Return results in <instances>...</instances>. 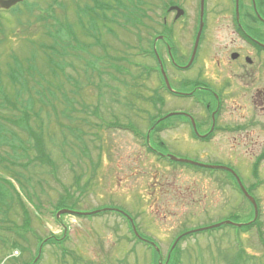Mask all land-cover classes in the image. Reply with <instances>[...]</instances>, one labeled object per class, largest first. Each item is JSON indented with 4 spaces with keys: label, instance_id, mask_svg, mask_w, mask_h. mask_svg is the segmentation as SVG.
Wrapping results in <instances>:
<instances>
[{
    "label": "rangeland",
    "instance_id": "rangeland-1",
    "mask_svg": "<svg viewBox=\"0 0 264 264\" xmlns=\"http://www.w3.org/2000/svg\"><path fill=\"white\" fill-rule=\"evenodd\" d=\"M103 1L110 20L102 27L100 19L91 29L93 33L86 27L93 14L92 0H38L37 10L30 14L38 21L6 30L12 38L1 48L0 82L12 98L15 90L6 74L8 64L13 63V69L21 62L34 77H29L32 100L29 92L24 95L28 108H2L0 102V264H26L39 251L38 241L51 234L59 237V246L46 244L39 264H159V256L164 263L179 234L225 219L246 222L253 217L251 204L227 182L224 169L170 162L155 156L147 146L181 158L231 166L247 186L256 183L252 193L260 202L264 230V159L257 178L251 167L264 145V122L253 127L257 146L253 150L242 146L237 158L231 156L229 134L213 142L192 134L185 139L182 116L157 122L184 103L182 97L169 93L152 55L153 27L158 25L160 30L162 14L172 1L147 0L142 5L138 0ZM212 1L206 0L207 6ZM149 2L155 6L154 12ZM222 2L234 10V0ZM58 4L62 53L67 54L63 63L67 67L59 77L52 73L61 71L59 64L51 67L41 49L54 46L51 9ZM198 5L199 0H188L192 21ZM97 11L100 9L96 8L94 17L100 18L102 13ZM139 19L148 32L146 28L142 32L140 25L136 28ZM184 24L185 17L176 23L183 36ZM66 28L76 35L73 39L67 37ZM136 35L142 37L141 42ZM172 39L177 41V35ZM182 45L180 52L185 53ZM91 63L98 66L100 75L88 72ZM163 63L171 84L177 86L180 75L173 78L165 57ZM67 74L74 78L70 80ZM156 90L166 98L159 110L161 98L155 101ZM191 104V99L185 98V109L192 112ZM25 110L28 130L41 138V153L48 156V163L39 160L35 134L24 130L25 124H17ZM230 112L224 109L223 122H231ZM174 121L179 122L178 128L158 131ZM116 124L123 126L114 127ZM133 125L137 126V138L128 129ZM150 129L156 131L149 135ZM155 179L169 191L157 200L152 188ZM174 187L185 188V202L179 200ZM65 198L66 207L77 212L112 207L124 210L141 234L157 243L159 253L136 241L126 217L115 211L86 217L69 213L57 221L56 206ZM63 224L69 229L65 240ZM169 264H264V249L256 227L240 232L228 224L181 240Z\"/></svg>",
    "mask_w": 264,
    "mask_h": 264
},
{
    "label": "flooded vegetation",
    "instance_id": "flooded-vegetation-1",
    "mask_svg": "<svg viewBox=\"0 0 264 264\" xmlns=\"http://www.w3.org/2000/svg\"><path fill=\"white\" fill-rule=\"evenodd\" d=\"M6 1L8 0H0V57H2L1 48L12 38L6 32V30L10 32L8 28L13 29L20 25H28L30 20L33 21V24L38 21L37 16L35 19L33 15L30 16L31 13L37 10L38 0H19L11 6H6L4 4ZM92 1L94 2V5H90L92 6V13L96 8L102 10L101 24L102 27H107L110 19L106 13V8L103 9L104 1ZM171 1L162 14V26L160 30L158 25L153 27L152 50L157 65H159V60L156 52L160 55L162 61L165 57L168 62L167 65H171L173 78L177 74L178 76L180 75L177 86L171 84L173 90L167 89L170 94L182 97L184 101L183 107L176 111L181 112L182 119L180 120V125L185 139L189 138L190 134H192L195 138L202 141L213 142L224 133L229 134L231 139V156L237 158L240 155L239 149L242 146H247L249 150H253L257 146V142L253 138V127L262 125L264 122V0H239L238 4L234 0L233 11L228 10L222 0H213L209 6H207L205 0L204 25L195 52L200 26V7L198 6V10L192 21L187 8L188 0ZM138 2L142 5L141 2H147V0H138ZM149 3L154 12L156 10L155 6H153L154 4ZM100 4L102 5L101 8ZM59 7H61L59 4L58 8H55L53 5L51 10L54 13L52 21L55 22L53 36L55 40L54 54L57 58L61 59V21L56 16V13L60 12ZM181 10H183V13L177 16ZM44 16L42 15L41 17ZM184 17L185 24L182 28L185 29V36H183L181 31V34H179L176 27V23ZM89 18L90 20H88L86 27L89 33H93L91 29L97 27L99 20L95 21L93 15L89 16ZM151 19L154 20L153 18ZM41 21L42 23L44 22L43 20ZM139 25L142 32L144 28L147 29L148 27L144 25L143 19L137 21L136 28ZM173 34L177 35V41L172 39ZM191 35L194 37L193 40H191ZM136 36L137 42H141L142 37ZM97 41L101 42L99 39ZM182 43L185 53L180 52L181 46L179 45ZM175 52L178 56H176ZM12 66L13 63L7 65L6 73L11 70ZM68 66L72 67L71 65ZM89 70L88 72L91 75H99L98 72L100 70L95 63L90 64ZM167 75L169 78V71H167ZM155 95V101L161 98L160 105L157 107L159 110L165 103L166 98L162 93H158L157 90L155 91ZM185 98L191 99L192 104L190 107L193 110L192 112L185 109ZM27 103L28 100L22 101V104L26 105ZM155 106H157V102ZM228 108L231 111L232 120L231 122H223L221 115L224 109ZM170 111L166 112V114ZM116 125L118 128H122L123 126L120 124ZM129 127L132 129L131 133H133V136L137 138V126L133 125ZM178 127L179 122L174 121L173 123L163 125L158 131ZM160 143L164 145L165 141L162 139ZM262 146L252 163V171L254 164L264 159V145ZM150 152L154 153L155 156L165 155L162 149L158 147H151ZM201 163L209 164L206 162ZM196 167L205 169L203 166ZM228 167L232 170H225L227 175L224 177L228 183L230 182L233 186H237L236 174L238 172L235 168ZM156 177L157 175L154 178ZM156 179L152 182V188L157 194L155 200L169 192L168 190H164L162 183L157 184ZM242 181L247 186L243 179ZM174 191L179 195V200L185 202V188L174 187ZM143 236L147 240H140L150 246L153 245L150 237Z\"/></svg>",
    "mask_w": 264,
    "mask_h": 264
},
{
    "label": "trees",
    "instance_id": "trees-1",
    "mask_svg": "<svg viewBox=\"0 0 264 264\" xmlns=\"http://www.w3.org/2000/svg\"><path fill=\"white\" fill-rule=\"evenodd\" d=\"M90 8H92V6H90ZM103 9H105V6L103 7ZM95 9L93 11V18L95 21H98L100 19H102V17H94L96 15L95 13ZM100 13H103L102 10L99 11ZM143 13V12H142ZM69 28H66L65 29V33L67 35V37H71V39H73L74 36V32L72 30H69ZM50 33V31H49ZM43 47H46V48H41L43 49V51L45 52L46 56H47V61H49V64L51 67H56L58 68V64L60 66L59 69H61V71H59L58 69L55 70L54 74H56L57 77H59V73L61 72H64L65 71V68L67 66H65V57L67 56V54L65 53H62V57L61 59L60 58H57L56 55L54 54V46L53 45H46V46H43ZM152 55L154 56V53L152 51ZM55 57V59H54ZM37 60V59H36ZM64 63V64H63ZM67 64V62H66ZM35 65V64H34ZM99 73V72H98ZM8 75V79L10 81V85L11 87L14 88V95L13 97L11 98L10 95L8 94L9 92L6 91V89L4 88L3 84L0 82V99H1V106L2 108H8V107H12L13 109H19L20 107H26L28 108L29 104L28 105H25V104H22V101L25 100L24 98V95L26 94V92H29V99L32 100V97H31V90L32 88H30L31 86L29 85V77H34L33 74L29 73V70L27 67H25L23 64H19V66H16V68H13L11 69L8 73H6ZM68 77L70 78V80L72 78H74L73 74L69 75L67 74ZM100 75V74H99ZM44 75H40V77L42 79ZM73 84H75L73 81H71ZM30 86V87H29ZM52 87V86H51ZM47 88V92L49 91V89L51 88ZM56 92H54V95H55ZM30 104H33L34 102L31 101L29 102ZM22 119L17 122V124H25L26 127L24 130L30 132V134H35L33 132H31L30 130H28V124H29V121H28V115H27V110L24 111L23 115H22ZM152 123H155L154 119L152 121ZM22 128H24L23 125H21ZM1 136V135H0ZM35 140H36V150L39 151V160L41 162H44V163H48V156L45 155V154H42L43 153V145H42V142H41V138H39V136L35 134ZM0 142H1V137H0ZM42 152V153H41ZM258 169H259V163H256L255 164V167H254V170H253V173L255 176H257V173H258ZM257 186L256 183L250 185L248 187L249 191L252 192L255 187ZM69 195L66 196V198L68 197ZM66 198L63 200L60 201V203L56 206V209H60L62 207H65L66 205ZM249 203L250 201L245 198ZM251 204V203H250ZM252 206V205H251ZM252 210H253V207H252ZM55 215H56V210H55ZM78 216L80 217H83L85 215H81L79 214ZM253 216H254V210H253ZM260 217H261V211L259 212V216L256 220L252 221L251 223H245V224H242V226L238 227V230L241 232V231H249L251 228H254L256 227L257 228V234H258V237L261 241V244L263 246V249H264V230L262 229V227L260 226L261 222H260ZM57 221H60L58 219H56ZM222 226L218 227V228H222ZM64 233H62L63 235ZM67 237H63L62 240H65ZM56 235L54 234H51L50 236L46 237V238H42L38 241V245H40L41 243H43V245L45 246L46 244H53V245H57L59 246V242L56 241ZM44 252V250L42 251V253ZM173 253V251H172ZM38 255V251L36 252L35 256L29 261L27 262L26 264H39L41 258H42V254L40 255V257L37 259V261L35 262V258L37 257Z\"/></svg>",
    "mask_w": 264,
    "mask_h": 264
},
{
    "label": "water",
    "instance_id": "water-1",
    "mask_svg": "<svg viewBox=\"0 0 264 264\" xmlns=\"http://www.w3.org/2000/svg\"><path fill=\"white\" fill-rule=\"evenodd\" d=\"M17 1L19 0H8L7 2H5L4 4L6 6H11L12 4H15ZM239 0H237V4H238ZM204 7H205V0H200V28H199V32H198V35H197V39H196V46H195V50L194 52L196 51V48H197V45L199 43V39H200V35H201V32H202V29H203V24H204V21H203V16H204ZM183 13V11H180L178 13L177 16H180L181 14ZM159 62H160V67H161V71H162V74L164 76V79H165V82H166V85L169 89L173 90L170 82H169V79L167 77V74H166V71L164 69V66H163V63L162 61L159 59ZM174 113L176 112H171L169 113L167 116H170V115H173ZM169 157L173 160H176V161H181V162H187V163H191V164H197V165H202L201 163H198V162H195L193 160H190V159H186V158H179V157H176L174 155H169ZM212 167H220V166H212ZM221 167H224V166H221ZM224 168H227V167H224ZM230 169V168H228ZM237 179H238V183H239V186L240 188L242 189V191L245 193V195L247 196V198L251 201V203L253 204V207H254V212H255V216H254V219H257L258 215H259V209H258V204H257V201L255 199V197L253 195H251L249 193V191L245 188V186L243 185L240 177L237 175ZM99 210H94V211H90V212H83V214H91V213H96L98 212ZM75 212L74 210L72 209H69V208H62L60 209L57 213H56V217L59 218L61 217L62 214H65V213H73ZM132 220V219H131ZM224 224H233L235 226H241L242 223H238V222H233L231 220H224V221H221V222H218L216 224H213V225H210L209 227H204V228H200V229H205V228H213V227H218L220 225H224ZM133 230L136 234V236L142 238V236L140 235V233L138 232L135 224L133 223ZM176 244V242H175ZM174 244V246H175ZM158 249V248H157ZM41 250H42V245L40 246V251H39V254L41 253ZM159 250V249H158ZM170 256V255H169ZM169 256H168V259H169ZM168 263V260L166 262H160L159 264H167Z\"/></svg>",
    "mask_w": 264,
    "mask_h": 264
}]
</instances>
